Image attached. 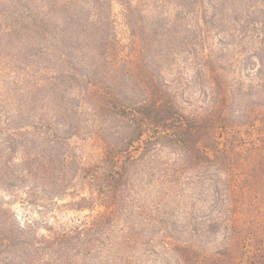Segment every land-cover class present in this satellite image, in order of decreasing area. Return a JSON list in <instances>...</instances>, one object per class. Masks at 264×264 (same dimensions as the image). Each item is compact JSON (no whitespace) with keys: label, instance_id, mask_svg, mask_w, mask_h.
Returning <instances> with one entry per match:
<instances>
[{"label":"trees","instance_id":"trees-1","mask_svg":"<svg viewBox=\"0 0 264 264\" xmlns=\"http://www.w3.org/2000/svg\"><path fill=\"white\" fill-rule=\"evenodd\" d=\"M0 58V264H264V0H0Z\"/></svg>","mask_w":264,"mask_h":264},{"label":"rangeland","instance_id":"rangeland-1","mask_svg":"<svg viewBox=\"0 0 264 264\" xmlns=\"http://www.w3.org/2000/svg\"><path fill=\"white\" fill-rule=\"evenodd\" d=\"M16 74L13 65L7 61L6 59L0 58V123H2L5 119L7 122L11 121V118H6L10 116L9 111L11 110V104L13 103V95L14 88L16 87ZM197 89V87H193ZM24 195L20 194L16 200L13 202L14 208L18 211V214L21 217H32L36 219L40 225H44L45 219L49 218L50 221H54V218L51 216L52 214H45L40 212L37 206L27 204L26 202H22ZM68 214L64 213L63 217H67Z\"/></svg>","mask_w":264,"mask_h":264}]
</instances>
